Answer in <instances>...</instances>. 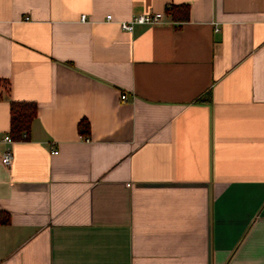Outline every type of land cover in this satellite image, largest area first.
<instances>
[{
    "label": "crops",
    "instance_id": "crops-1",
    "mask_svg": "<svg viewBox=\"0 0 264 264\" xmlns=\"http://www.w3.org/2000/svg\"><path fill=\"white\" fill-rule=\"evenodd\" d=\"M0 209V264H264V0H0Z\"/></svg>",
    "mask_w": 264,
    "mask_h": 264
},
{
    "label": "trees",
    "instance_id": "trees-1",
    "mask_svg": "<svg viewBox=\"0 0 264 264\" xmlns=\"http://www.w3.org/2000/svg\"><path fill=\"white\" fill-rule=\"evenodd\" d=\"M165 12L172 20L182 21L188 19L189 7L187 4H170L165 8ZM203 101V99H200ZM37 105L34 101H10V126L9 135L14 140H25L29 136L30 128L36 117ZM78 132L83 137L90 134V124L86 118L78 122ZM25 134L23 137L22 135ZM10 214L8 211L0 209V224H8Z\"/></svg>",
    "mask_w": 264,
    "mask_h": 264
},
{
    "label": "built area",
    "instance_id": "built-area-1",
    "mask_svg": "<svg viewBox=\"0 0 264 264\" xmlns=\"http://www.w3.org/2000/svg\"><path fill=\"white\" fill-rule=\"evenodd\" d=\"M105 18L106 20H110L111 15L107 14ZM25 19H28V17H25ZM81 19H84V16H82ZM162 21H163L162 12H149V13L137 14L127 21L119 22V25L123 30L129 31L133 28L135 24H158ZM119 98L121 101H126L127 96L126 94L121 93ZM22 136L24 137L25 134H23ZM2 141L6 143L7 147L4 149L2 153L1 163L4 166L9 167L13 160V152L10 145L14 141V139H12L8 133L3 136Z\"/></svg>",
    "mask_w": 264,
    "mask_h": 264
}]
</instances>
